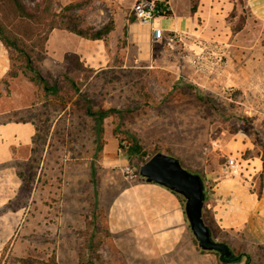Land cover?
<instances>
[{"label":"rangeland","instance_id":"374dc122","mask_svg":"<svg viewBox=\"0 0 264 264\" xmlns=\"http://www.w3.org/2000/svg\"><path fill=\"white\" fill-rule=\"evenodd\" d=\"M134 1L92 0L75 10L83 25H113L106 39L110 61L81 90L93 110L131 112L120 121L107 118L96 142L82 99L63 116L50 101L48 129L35 153L13 162L21 184L0 214L18 211L21 222L0 250V264H81L89 256L97 264H225L198 247L184 199L139 177V166L159 152L201 177L204 223L240 256L229 264H264V209L256 202L264 184V0H244L234 12L232 0H199L195 13L189 0H157L187 17L189 27L172 45L150 38L147 59L129 43L128 24L138 23L130 13ZM10 20L5 24L13 29ZM58 34L55 48L74 45ZM65 67L47 56L38 64L51 83ZM8 82L7 91L1 86L0 112L8 113L0 123L42 111L31 107L36 87L26 77ZM118 125L136 138L141 157L127 156L125 136L113 133ZM227 156L242 162L241 175L225 169ZM94 212L108 235L96 236L92 252L84 231Z\"/></svg>","mask_w":264,"mask_h":264},{"label":"trees","instance_id":"16d2710c","mask_svg":"<svg viewBox=\"0 0 264 264\" xmlns=\"http://www.w3.org/2000/svg\"><path fill=\"white\" fill-rule=\"evenodd\" d=\"M31 3L25 4L22 0H0V43L6 49L10 68L5 76L0 79V98L3 95L1 86L7 91L9 80L14 79L19 73L26 77L30 83L36 87L35 101L31 105H40L41 110L28 115L26 119H20L21 122H31L35 127V135L32 140L31 153H35V147L42 138V130L50 121V101H55L60 107L61 116L66 113V106L73 104L80 106L83 100L84 116L86 121L92 123L91 131L94 133L96 142H100L103 133L104 121L112 117L123 120L124 116L130 113V110H120L115 108L93 110L91 99L84 95L85 91L81 87L87 86L91 81L103 73L105 70L96 71L90 67H86L75 53H69L64 56L63 62L66 67L61 71L58 82H50V73H42L38 70V64L45 59V45L49 34L54 29L66 30L76 36L86 40H100L104 42L106 47L107 36L113 31L111 22H107L100 29L93 26L83 25L78 22L75 16V10H79L83 6L89 4L92 0H75L65 6H62L60 0H28ZM190 12L195 13L199 0H189ZM233 11L238 6H244V0H232ZM158 5L167 10V16L170 11L165 2H158ZM243 11V10H242ZM11 17L13 29L5 24V20ZM133 19L135 17L131 15ZM136 20V19H135ZM244 19H241L237 29H241ZM60 116V118H61ZM44 117V118H42ZM59 118V119H60ZM86 124V123H85ZM45 126V127H44ZM122 126L113 129L114 135H124L126 146V154L128 157H141V146L137 143L136 138L129 132L122 131ZM119 146L121 140L118 138ZM33 159H30V161ZM21 182L23 177L19 175ZM23 183V182H22ZM204 186V185H203ZM205 194V189H204ZM96 205V204H95ZM96 207V206H95ZM94 210H96L94 208ZM97 211V210H96ZM95 211V212H96ZM86 222L85 234L88 235L87 247L94 252V239L100 233L107 234V231L101 226H97V216ZM96 258L99 256L96 255ZM86 262L81 264H97L92 260V256L87 258Z\"/></svg>","mask_w":264,"mask_h":264},{"label":"crops","instance_id":"0c3cea01","mask_svg":"<svg viewBox=\"0 0 264 264\" xmlns=\"http://www.w3.org/2000/svg\"><path fill=\"white\" fill-rule=\"evenodd\" d=\"M67 1L71 2L74 0ZM170 11V16L156 20V25L168 32H185L189 27L188 18L178 16L172 9ZM58 33L72 37L75 41L74 45L69 48H55L53 38L55 35L58 36ZM128 36L129 43L137 45L139 53L143 54H139L140 59H145V57L147 59L151 38L149 27L135 22L128 24ZM45 51V56L48 59L57 62H62L66 54L75 53L86 67L92 69H101L110 61L103 41L86 40L62 29H54L49 34ZM9 68L10 62L7 51L0 43V79L5 76ZM6 113L8 112H0V116ZM34 135L35 127L31 122L18 120L2 121L0 123V208L6 206L17 195L21 183L17 177V170L13 162L17 159H23L21 155L23 152L29 155ZM252 197L251 193H248L245 202L251 203ZM256 202L260 208L264 209V184L261 197L256 199ZM19 213L18 211H8L0 214V250L11 239L18 224L21 222Z\"/></svg>","mask_w":264,"mask_h":264},{"label":"water","instance_id":"95a60500","mask_svg":"<svg viewBox=\"0 0 264 264\" xmlns=\"http://www.w3.org/2000/svg\"><path fill=\"white\" fill-rule=\"evenodd\" d=\"M138 174L146 183L166 188L184 199L185 216L201 250L217 253L219 261L225 264L240 259L227 244L214 240L204 223L202 210L205 194L203 181L198 174L184 169L175 157L160 152L142 163Z\"/></svg>","mask_w":264,"mask_h":264},{"label":"built area","instance_id":"2783aa9c","mask_svg":"<svg viewBox=\"0 0 264 264\" xmlns=\"http://www.w3.org/2000/svg\"><path fill=\"white\" fill-rule=\"evenodd\" d=\"M157 0H135L130 8V13L133 15L138 23L148 26L153 41L166 40L168 45H172L177 38L176 32H169L167 36L164 30L155 21L167 18V10L158 5ZM173 33V34H171ZM205 46V44H204ZM198 61L196 62V64ZM225 169L229 174L237 176L242 173V162L234 157H225ZM126 174L130 173L128 168L125 169Z\"/></svg>","mask_w":264,"mask_h":264}]
</instances>
